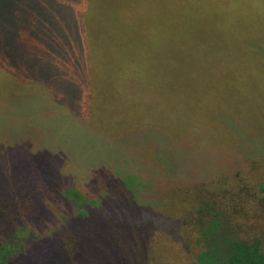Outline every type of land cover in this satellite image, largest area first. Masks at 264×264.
I'll return each instance as SVG.
<instances>
[{
  "label": "rangeland",
  "instance_id": "rangeland-1",
  "mask_svg": "<svg viewBox=\"0 0 264 264\" xmlns=\"http://www.w3.org/2000/svg\"><path fill=\"white\" fill-rule=\"evenodd\" d=\"M159 2L89 0L88 13L97 21L91 34L100 37L99 44L103 49L102 54L95 58L97 65L92 72L97 76V88L100 91L115 89L111 86L115 81L113 76L118 73L124 88H130L133 71L119 68L124 62L119 56L131 57L129 47L134 44L132 49H138L143 57L139 64L143 68L138 72L142 73L139 88L144 89L132 90V97L120 93L111 103L117 106L121 116H114L111 109L105 110L109 116L105 124H108L109 129L91 141L83 133H77L78 136L73 133V128L63 116L62 105L46 95L44 89L52 87V71L57 76L66 75V64L70 57L66 58L63 42L68 27L66 24L52 25L50 18L48 22L45 9L41 12L28 11L27 20L22 22L20 16L26 10L27 1L0 0V191L9 189L13 193L14 189H18V183L24 184L25 180L29 181L28 185L35 187L44 182L54 169L62 172L66 180L72 181L74 185L76 180L83 182L85 176L82 171L91 173L94 168L103 166L107 153L109 158L116 160L115 152L120 153V149H125L113 139L115 127H122L127 122L124 116L131 115L132 120H138L143 131H146L142 135L133 134L131 143L138 140V144L147 146L148 138L152 137L149 144L158 147L162 153L163 146L173 140L177 142L174 150L178 152V148L183 146H195V142L190 139L203 136L206 121L214 116L221 121L224 117H216L217 114L227 116L232 112L230 114L236 115L240 123H231L235 127L230 132L229 144L220 145L221 157L220 152L216 157V152L204 145H196L204 149L201 153H204L206 160L215 157V165L223 167L221 172L217 169L215 176L233 172L227 174L228 178H214L211 166L200 163L192 165L189 162L190 165L182 173L177 168L175 158L164 162L162 160L166 159L160 156V160L157 157L160 176L156 172L140 176L142 171H139L136 173L138 176L125 178L128 181L122 187H112L106 177L98 176L97 182L89 187L93 191L90 197L80 185L82 191H79V203L85 204L91 199L97 201L96 196L120 191L133 195L134 200L148 208L149 212H145L143 218L151 222L153 233L148 235L146 244H130V248L126 246L124 254L129 262L202 264L198 258L201 244L197 242L194 225L186 211L192 202L186 201L183 192L186 188L191 190L194 183L203 180L199 167L204 166L206 180L213 181L210 191L230 189L231 193H225L220 198L222 203L237 192L241 199L250 203L259 200L245 197L242 185H250L253 192L254 189L260 190L263 180L257 177L258 183L249 184L247 179L241 181L236 172L245 178H252V174L258 176V165L264 167V61L255 57L250 49V46H256L260 51L264 50V14H261L264 9L250 8L257 14L254 13L250 19L232 28L224 29L222 39L214 40L209 35L203 46H196L192 52V41L188 39L189 48L182 56L180 43L184 40L178 36L172 40L177 22L167 27L162 24L161 28L170 29L172 34L168 41L160 42ZM123 12L129 20L127 24L119 19V14ZM80 28L85 29L84 26ZM218 88L235 89L217 92ZM151 91H161L162 101L173 102L154 104L150 97ZM175 97L177 99L174 101L172 98ZM102 101L107 102V99L103 97ZM224 104H230V107H224ZM54 107L58 112L52 110ZM57 114L60 115L55 116ZM215 132L212 131L211 135H217ZM184 134L186 136L175 140L177 135ZM26 141L29 148H20L19 145ZM136 146L132 143L129 148L133 150ZM88 152L93 154L89 156ZM199 161L203 162L201 157H198ZM64 162L67 163L66 168ZM138 162L135 161L126 169H140L142 165ZM36 167L46 170L48 175L43 178V172L32 170ZM252 167H255L253 172ZM185 172L193 175L186 177ZM209 177L214 179H207ZM218 197L221 195L218 194ZM244 220V225L238 223L245 226L244 230L247 225L256 227L255 234H250L259 236L257 233L264 230L263 223L252 224L249 219ZM259 252L264 256V247Z\"/></svg>",
  "mask_w": 264,
  "mask_h": 264
},
{
  "label": "trees",
  "instance_id": "trees-1",
  "mask_svg": "<svg viewBox=\"0 0 264 264\" xmlns=\"http://www.w3.org/2000/svg\"><path fill=\"white\" fill-rule=\"evenodd\" d=\"M26 1V10L20 16L22 22L27 20L28 11L41 12L45 9L48 22L50 18L52 25L66 24L68 27L63 42L66 58L70 57L66 64V75L57 76L52 71L50 78L52 87L44 89L47 91L46 95L62 105L63 116L66 123L73 128V133L76 136H78L77 133H83L87 139L93 141L96 135L103 134L109 129L108 124H105L106 118L109 117L108 113L105 114V110L111 109L114 116H121L117 106L111 103L119 97L120 93L132 97V90L144 91L143 88H139L142 73L138 72L140 68H143L139 65L143 58L142 53L138 49H132L134 46L132 44L129 47L131 57L119 56L124 61L119 68L133 71L130 88H124L118 73L113 76L115 81L111 86L115 89L100 91L96 85L97 76L92 72L97 65L95 58L102 54L103 49L99 44L100 37L97 34L94 36L91 34L97 21L92 18L91 13H88L89 0ZM159 7L160 42L171 38L170 29L166 30L167 28L164 27L177 22L172 40L177 36L184 40L180 43V53L183 56L189 48V43L186 42L188 39L192 41V52L196 46L201 48L209 35L214 40L224 38V29L232 28L257 14L250 8L264 9V0H160ZM119 15L121 22L125 24L129 22L125 12ZM162 24L163 28H161ZM81 26L85 29L80 28ZM56 34L59 35V31ZM250 49L255 57L264 61L263 49L260 51L256 46H250ZM121 76L127 77L126 74ZM106 82L109 83L110 80ZM232 89L235 88H218L217 92L221 90L229 92ZM151 93L150 97L154 104L173 102L165 99L162 101L161 91L160 93L151 91ZM103 97L107 99V102L102 101ZM172 99L175 101L177 97ZM225 106L230 107V104H224ZM52 110L58 112L56 107ZM230 113L227 116L217 114L216 117H224L221 121L215 116L206 121L203 136L189 138L195 142V146L194 144L183 146L178 148V152L174 150L177 142L173 140L163 146L162 153L158 147L149 144L152 137L148 138V143L143 137L147 146L138 144V140L132 142L138 146L130 150L129 146L132 144L130 137L136 133L142 135L146 131H143L138 120H132L131 115L124 116L127 122L122 127H115L113 139L116 144H122L125 149H120V153L114 151L116 160L109 158L107 153L103 166L94 168L91 173L82 171L85 176L83 182L76 180L74 185L72 181L66 180L62 172L54 169L53 173L39 184L40 186L37 184L31 187L28 185L29 181L25 180L24 184L18 183V189H14L13 193H10L9 189L0 191V264H141L138 260L129 262L124 252L126 246L130 248V244H146L148 235L153 233L151 222L148 218H143L144 213L149 212L148 208L134 200L133 195L120 191L111 195L96 196L97 201L91 199L88 202L85 201V204L79 203L81 199L79 191H82L80 185L82 184L90 197L93 191L89 187L97 182L98 176L106 177L112 187L115 185L122 187V184L125 185L124 182L128 181L125 178L138 176L136 173L139 171H142L140 176L143 174L148 176L149 172H156L157 176H160V167L157 165L160 156L166 159L162 160L164 162L175 158L177 168L179 167L181 172L186 171L190 165L189 162L192 165L197 163L210 165L212 176H215L217 169L221 172L223 167H219V164L215 165V157L207 158L212 162L206 160L204 153H201L204 149L197 148L196 145H204L216 152L217 154H214L216 157L220 152L219 157H221L220 145L229 144L230 132L235 127L233 124L240 123L237 121V116ZM58 115L60 114L55 116ZM212 131H216L217 135H211ZM181 136L186 134L177 135L175 140L180 139ZM19 146L26 150L29 148V143L22 142ZM92 154L88 152L89 156ZM198 157L199 159L201 157L203 162H197ZM135 161H139L138 163L142 165L140 169H126ZM66 164L63 163L64 168ZM199 168L200 174L204 177L203 180L194 183L191 190L186 188L183 191L186 201L192 202L186 211L192 220L191 224L194 225L197 242L201 244L198 258L202 261L199 262L202 264H264V256L259 252V249L264 247V230L260 234L257 233L259 236H254L250 233L255 234V226L247 225L245 230L243 229L245 226H241L245 224L244 219H249L252 224L260 222L264 224V167L258 165V176L252 174V178H249L250 176L245 178L236 172L241 181L247 179L249 184L258 183L257 177L263 180H260L262 181L261 186L259 185L260 190L254 189L253 192L250 185L242 183L245 197L259 199L254 203L241 199L238 192L222 203L220 198L225 193L227 195L231 193L230 189L210 191L209 188L212 186L210 183L213 181L206 180L204 166ZM254 169L255 167H252L251 172ZM32 170L43 172V178L48 175L46 170H40L38 167ZM228 173L233 174V172H224L214 178L223 179ZM190 175L193 174L185 172L186 177ZM218 194L221 197H218ZM182 221L187 224L185 219ZM240 222L241 225L238 224Z\"/></svg>",
  "mask_w": 264,
  "mask_h": 264
}]
</instances>
